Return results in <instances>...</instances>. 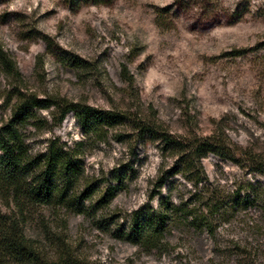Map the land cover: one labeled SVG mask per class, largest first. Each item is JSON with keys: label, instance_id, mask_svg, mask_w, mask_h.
<instances>
[{"label": "rangeland", "instance_id": "1", "mask_svg": "<svg viewBox=\"0 0 264 264\" xmlns=\"http://www.w3.org/2000/svg\"><path fill=\"white\" fill-rule=\"evenodd\" d=\"M1 52L0 125L19 91L42 100L30 146L59 137L88 188L81 206L26 211L50 257L59 244L100 264H264V0H0ZM66 101L117 119L61 122ZM164 131L183 144L166 148ZM207 136L233 156L199 164L190 148ZM167 201L193 211L157 247L131 240L137 213Z\"/></svg>", "mask_w": 264, "mask_h": 264}, {"label": "trees", "instance_id": "2", "mask_svg": "<svg viewBox=\"0 0 264 264\" xmlns=\"http://www.w3.org/2000/svg\"><path fill=\"white\" fill-rule=\"evenodd\" d=\"M0 58L7 61L2 52ZM42 103L36 96L29 97L19 91L9 118L0 125V201L8 205L13 203L18 208V213L11 214L0 208V264H100L84 259L63 246L59 247V244L57 255L50 257L44 243L29 238L24 233L23 222L29 208L35 205L78 207L81 206V199L87 197L85 193L88 188L81 191L80 186H77L80 166L73 149L60 144L59 137L53 138L46 150L34 151L29 144L25 128L36 116ZM55 104L62 111L61 122L71 110L86 125L91 122L110 123L117 119L112 110L99 111L72 101H66L63 105ZM51 106L52 104L43 107ZM159 136L166 148H178L183 144L169 132H161ZM191 147L201 165L203 157L209 152L224 158L233 156L229 147L226 148L213 136H207L205 140L193 143ZM163 183L162 181L161 184ZM168 203L164 202L163 211L146 215L144 219L137 213L129 228L128 237L138 244L157 247L162 242L171 215L179 209L189 213L193 211L186 209L187 204H183V208L182 204ZM207 203L211 211H214L213 207L215 210L219 208L215 199H209ZM202 224L203 220L196 225L201 227Z\"/></svg>", "mask_w": 264, "mask_h": 264}]
</instances>
